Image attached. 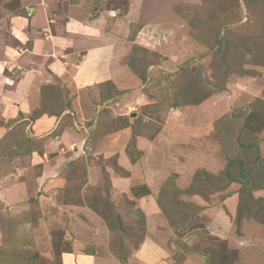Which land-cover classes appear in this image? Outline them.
<instances>
[{
    "label": "crops",
    "instance_id": "crops-1",
    "mask_svg": "<svg viewBox=\"0 0 264 264\" xmlns=\"http://www.w3.org/2000/svg\"><path fill=\"white\" fill-rule=\"evenodd\" d=\"M140 1L126 0L130 11L116 17L110 0H0V9L9 11L0 13V219L20 218L16 231L33 237L21 247H36L49 261L54 259L51 233L61 230L69 244L62 243L59 264H222L212 262L205 240L235 231L241 183L227 182L218 190L222 203L213 216L201 193H184L194 171L217 175L226 167L221 143L213 138L219 113L207 111V99L181 105L179 117L173 111L160 116L156 94L145 96L137 76L132 82L122 78L129 53L118 26L135 14ZM170 9L153 6L155 26L140 34L151 36V29L163 24L154 18L176 20ZM121 90L127 92L115 100ZM243 98L238 107L252 101ZM129 106H139L141 113L130 118ZM114 113L125 123L108 130L104 119ZM259 136L264 156V128ZM168 176L183 200L200 207L183 230L175 231L158 202ZM263 190L264 185L253 189V197L264 199ZM246 221L264 226L244 216L236 241ZM113 222L137 240L122 239V256L112 247ZM3 228L0 256L11 251L3 245ZM172 238L188 246L189 254L183 257ZM0 264L6 263L0 259Z\"/></svg>",
    "mask_w": 264,
    "mask_h": 264
},
{
    "label": "rangeland",
    "instance_id": "rangeland-1",
    "mask_svg": "<svg viewBox=\"0 0 264 264\" xmlns=\"http://www.w3.org/2000/svg\"><path fill=\"white\" fill-rule=\"evenodd\" d=\"M125 1L110 0L109 4L118 10L116 17L126 15L130 11L127 10L128 5L125 4ZM140 3L142 5H137L135 14H132L131 18H125L124 22L118 26L120 30L123 29L122 35L127 40L122 46L129 53L124 59L129 68L127 67L128 70L122 78L126 81L127 77H130L132 82V77L137 76L140 81H137L138 88L144 92L145 96L148 97L149 93L156 94V106L161 110L160 116H165L166 113L172 114L173 111V115L179 117L182 113L181 110L184 111V109H180L184 108L181 105H172L171 100L178 103L182 102V106L186 104L190 106L192 101L206 97L204 100L208 99L207 111L210 114L219 113L217 123L220 124L219 121H226L230 125L227 126L226 124V129H233L231 132H226L228 133L225 141L226 148L222 147L227 162L235 158L231 171L236 172V165L239 162L242 163L243 171L249 168L255 149H246L245 144H243L242 149H234L235 136L233 134L237 131L238 124L241 125V121L247 117L253 123L254 128L250 131L254 136L251 137L248 134L250 138H247L246 144L253 140L255 145L256 142L259 144L261 139L259 133L264 128V0H248L250 7H247L244 0H141ZM153 6H170V10L173 11V14L171 12L172 17H175L176 20L172 19L166 22L162 18H154L157 19V22L163 24H159L158 29H151L149 33L151 36L146 35L147 32L140 34L146 27L155 26L153 25L154 21L150 19ZM141 7L145 9L143 11L144 15ZM13 10L18 12V9ZM3 12L8 13L9 11L0 9V13ZM160 34H162L161 37ZM170 36H172V39H169ZM146 39L148 41H145ZM138 42L142 44H138ZM139 83L141 84L139 85ZM239 85L242 86L238 87ZM124 92L127 91H119V95L114 99L122 98L120 94ZM247 95L249 98L251 97L252 101L238 107L237 104ZM124 96L130 98L128 95ZM124 104L126 107V103ZM129 107L131 108V106ZM221 107L224 110L219 112ZM202 110L203 112L199 114L201 116L206 114V111ZM126 112L129 113L131 118V115H139L141 110L137 106ZM113 115L115 116L106 115L104 122H111V125L115 127L122 126L125 123L120 117L116 116V113ZM136 120L131 119L134 123ZM215 136L216 134L213 135V138ZM23 139L22 136L19 141H23ZM196 172L194 171L191 178L198 177L203 180L202 190L204 191L202 192L204 194L201 193L202 200L211 204L208 206V213H212L213 216L214 212L217 211L216 206L218 207V204L222 203L221 196H216V193L221 189L222 183L223 186L226 184V178L219 173L217 175H206V173L197 174ZM260 172L264 174V171ZM165 186L170 185L166 183ZM196 192H198V188L189 189L188 187V190L184 193L193 195ZM243 192L240 207L243 214L256 213L258 207V212H260L261 205L256 201L247 199V195H245L247 189ZM262 194L264 195V190ZM181 196H183V192L179 191L175 195L177 200L173 199L174 201L171 202V207H175V210L172 211L176 213L177 217L181 215V211H184L183 206L186 209H189V206H198L194 201L183 200ZM188 198L193 200V196ZM169 199H171V196ZM216 199L218 200L215 203L212 202ZM19 220L20 218L0 219V225L4 226L2 241H10L11 245L14 244L9 253L0 256L2 262L8 264L11 259V264H26V261H28L26 258L33 257L35 259L33 264L38 262L51 264V261L47 263L50 258H46L36 247L27 251L23 249L24 247H21L24 243L33 241V237H26L23 232L18 233L16 231L17 227L14 225H17ZM179 220L182 219L179 218ZM199 222L201 220H197L196 224ZM229 228V226L225 227L224 230L228 232ZM232 231V235L228 233L230 237L215 233L213 237H208L205 240L206 249L208 251L212 250L214 253L212 262L221 260L226 264H251L248 260L250 258L251 262L258 261V264L260 262L264 264V226L246 221L242 228L243 235L237 241L234 229ZM60 232L61 230L55 229L51 233L54 257L59 254L62 243L65 246L69 244ZM118 233L120 235L124 234L123 231H118ZM201 233L204 236L206 235L203 231ZM37 235L40 237V241L43 240L41 234ZM37 235L35 234V237ZM129 237L132 242L136 239L131 235ZM123 238L128 237L124 236ZM172 239L177 240L176 238ZM240 241H245V243L240 244ZM178 246L182 249L183 257L189 254L188 246L181 245V243ZM117 247L119 246L117 245ZM180 258H182L181 255ZM238 259L240 263H236Z\"/></svg>",
    "mask_w": 264,
    "mask_h": 264
},
{
    "label": "trees",
    "instance_id": "trees-1",
    "mask_svg": "<svg viewBox=\"0 0 264 264\" xmlns=\"http://www.w3.org/2000/svg\"><path fill=\"white\" fill-rule=\"evenodd\" d=\"M244 1L246 2L247 7L248 6L250 7V3H248V0H244ZM205 98L206 97H203V98H201L199 100H194L190 104H192V105L193 104H198L201 101H203ZM171 104L174 105V106H178V105H182V102L178 103L177 101L171 100ZM60 109H61V107H60ZM38 114H39L38 112H33L32 115L35 117ZM217 122H218V119L215 121V132H216L215 134L217 135V139H219V141L221 143V147L226 148L225 147V141H226L227 135H228V133H226V132L227 131L231 132V130L233 131V129H229V130L226 129V127L229 125L228 123H226V121H222V122L219 121L220 124H218ZM241 122H242L241 125H239L237 123L238 124V129L233 134V136H235V139H234L235 148L234 149H242L243 144H245L244 146H245L246 149H255L254 155L252 154V157H251V162L252 163L250 162L249 168H247V169H245L243 171L242 163L239 162L236 165V172H232L231 171V169H232L231 167H232L233 161L235 160V158H232L231 160H229L227 162L225 169L220 172V175H224V177L226 178L227 182L237 181V182L241 183L240 200H239V203H238L237 214H236V216L234 218L235 231L238 234L240 233L239 230H240V227H241V219L244 216L253 217V218L259 220L261 223L264 224V199L259 198V197L258 198H254L253 195H252V190L253 189L258 188L261 185H264V174H262L260 172V171H264V156H262L261 153L259 152V144H257V142L254 145L255 141L253 143V140H250V143L246 144L247 138H250L249 135H251V137L254 136V135H252V134L248 135V133L245 130H247V129L250 130V129L254 128V126L252 125L253 123L247 117H245ZM106 124H107L106 126H107L108 130L115 129V127L113 125H111V122H109V123L106 122ZM226 124H227V126H226ZM109 125H110V127H108ZM253 139H254V137H253ZM258 172H260V173H258ZM196 173L197 174L198 173H206V175H211L209 172L205 171L204 169H199V170H197ZM254 173H257V174H254ZM171 179L167 181V184L170 185V186H165L166 184L163 186L161 194H160V197L158 198V202H159V205L161 206V209H163V211L167 215V218L169 219V222L171 223V226H173L175 231H177L178 228H182V230H183L185 227L190 226V224L192 222V216L198 212L200 207L199 206H194V207L189 206V209H186V207L183 206V210L184 211H181V215L179 217H177L176 213L174 214V212L172 211V210H175V207H171V202H172L173 199L177 200L175 198V195H177V193L180 190L175 188V185L172 184L173 182L171 181ZM222 187H223V183H222ZM222 187H220V188H222ZM190 188H198V192L204 194L202 192V191H204V190H202L203 189V180L198 178V177L193 179L192 183L189 186V189ZM245 189H247V194L245 193V195H247V199L251 200V201H256V202L259 203V205H261L260 212H258V208L259 207L257 208V212L256 213L255 212H249V215H247V214L244 215L243 211H241L240 207H241V203H242V200H243L241 197L244 194L243 191ZM187 190H188V188L186 189V191ZM194 191H196V190H194ZM170 196H171V199H169ZM179 218L182 219V220L184 219L185 221L179 220ZM117 225H118V227H116ZM113 226H115V229H117V230H116V233L114 235V237H115L114 238V245L112 247H113V249H114V251H115V253L117 255L122 256V254L125 252V248L122 246L123 245V242H122L123 236H130L131 234L129 232L124 231L122 229L121 223L116 224L115 222H113ZM119 229L123 230V232H124L123 235H120L118 233ZM9 242H5V240H3V245L7 249L13 248V245H14V244L11 245ZM177 243H181V242L177 241ZM117 245L119 247H117ZM181 245H185V244L181 243ZM3 252L6 253V250H3ZM0 253L2 254V251H0ZM59 256H60V254L55 255L54 259L51 260V264L56 263V262L59 264L60 263L59 262ZM26 259H28V261H26L27 262L26 264H29V262H31L30 264H33V261H35V259L33 257H30V259H29V257H27ZM47 263H50V261L47 260ZM34 264H41V263L38 262V263H34ZM224 264H226V263H224Z\"/></svg>",
    "mask_w": 264,
    "mask_h": 264
}]
</instances>
